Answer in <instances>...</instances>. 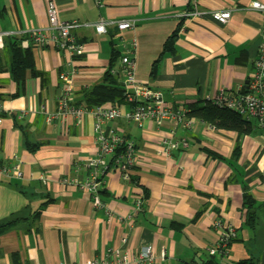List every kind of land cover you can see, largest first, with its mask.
I'll use <instances>...</instances> for the list:
<instances>
[{
  "label": "crops",
  "instance_id": "obj_1",
  "mask_svg": "<svg viewBox=\"0 0 264 264\" xmlns=\"http://www.w3.org/2000/svg\"><path fill=\"white\" fill-rule=\"evenodd\" d=\"M48 1L0 0V31L25 35L47 28ZM53 1L60 20L94 22L103 17L133 19L137 25L127 31L112 26L101 34L93 27L75 29L86 43L80 56L72 57L52 44L33 46L41 75L28 73L24 92L17 97H11L17 84L9 72L0 75V160L22 172L20 179L10 182L0 175V222L12 215L35 217L0 235V264H83L103 258L111 249L136 254L146 245L158 256L165 253L153 264L202 262L210 259L207 248L219 239L213 223L217 219L234 225L237 237L228 257L213 258L216 264L249 258L264 264V130L256 120L242 115L250 122L248 132L211 129L195 116H188L186 124L161 126L153 120L141 125L125 118L113 120L109 125L135 143L136 161L129 179L111 167L101 192L104 207L94 211L86 190L60 181L74 173L75 161L95 154L93 117L87 115L82 124L69 116L46 119L57 109L64 84L61 74L69 68L74 72L69 97L75 104H82L83 91L100 83L108 70L121 84L120 59L132 39L137 44L133 57L138 80L163 91L171 107L180 102L203 105L220 90L246 89L264 40V12L250 7L264 0H197L196 5L191 0H102L101 6L94 0ZM195 9H229L232 15L225 24L209 14L186 17ZM176 30L173 50L164 53ZM114 50L119 57L111 66ZM22 111L26 114L19 117ZM26 139L38 144L34 151L26 147ZM163 139L179 144L167 154ZM237 142L240 154L234 158ZM206 149L221 157L210 156ZM107 161L111 163V157ZM244 186L255 199L254 228L245 223ZM139 198L142 210L135 205Z\"/></svg>",
  "mask_w": 264,
  "mask_h": 264
},
{
  "label": "built area",
  "instance_id": "obj_2",
  "mask_svg": "<svg viewBox=\"0 0 264 264\" xmlns=\"http://www.w3.org/2000/svg\"><path fill=\"white\" fill-rule=\"evenodd\" d=\"M97 6H101L102 0H94ZM196 5L197 0H191ZM47 14L49 26L44 29H34L27 33L33 46H45L52 44L67 52L70 56L84 54L86 43L77 38L74 30L81 27H93L96 33H105L109 27L115 26L119 31H127L136 28L137 22L133 19L107 20L103 17L94 22H79L78 20H60L58 18L57 4L53 0L47 2ZM252 9L264 12V4L258 1L252 2ZM209 14L214 20L225 24L232 15V10L199 11L197 9L186 13V17L202 16ZM18 35L12 31H0V50L5 48V39ZM27 45V43H26ZM136 40L132 39L127 52L120 59L119 74L122 78L121 87L124 90L125 105L129 108L123 110L122 104H102L87 108L82 104H75L70 99L73 85V69L69 68L61 74L63 89L56 98L57 109L54 113H48L46 119L52 121L71 117L76 124H82L87 115L93 117V131L96 142V152L87 155L74 162L72 170L74 173L61 178V183L73 186L77 189L86 190L91 198L92 207L95 210L104 207L100 190L105 183V176L112 166L117 168L124 179H129L131 170L136 161V146L132 140L119 133L109 125L118 118H125L128 121L141 125L144 120H153L158 126L165 123L182 124L189 122L187 119V106L180 102L171 107L163 91L142 83L137 78L136 62L133 53L136 47ZM210 102L218 107H226L248 119H254L264 130V40L260 43L258 54L253 60L252 71L246 89L235 92L220 90ZM12 113V112H8ZM25 111L20 112L19 117H24ZM2 112L0 111V123ZM206 123V122H205ZM206 125L214 129L215 126L209 123ZM183 145H186L182 141ZM164 152L169 154L179 143L171 140H162ZM122 150L116 155V150ZM111 157V163L107 158ZM83 170L84 173H83ZM1 178L10 182L14 178L20 179L22 172L15 167L8 166L0 160ZM141 198L136 200V207L142 210ZM214 228L219 232V239L216 243L207 248L209 258L228 257L230 243L237 237V230L231 223L220 219L215 220ZM127 238H122L125 244ZM164 258L162 252L158 256L152 245L143 246L138 253L129 249H111L103 258H93L83 264H153L158 258ZM60 264H77L65 263ZM192 264H206L198 262Z\"/></svg>",
  "mask_w": 264,
  "mask_h": 264
},
{
  "label": "trees",
  "instance_id": "obj_3",
  "mask_svg": "<svg viewBox=\"0 0 264 264\" xmlns=\"http://www.w3.org/2000/svg\"><path fill=\"white\" fill-rule=\"evenodd\" d=\"M3 9L0 6V17H2ZM178 30L170 35L166 44L164 46V53L170 52L173 50V42L176 39ZM27 43V45H26ZM33 43L30 42L28 35H14L7 37L5 39V48L0 50V75L5 72H9L12 80L17 84V91L11 97H17L24 92L26 77L30 73L31 76H40L41 72L36 69L34 56L32 53ZM119 57L118 51L113 52L111 58V66L114 65L115 60ZM108 70L102 81L96 85H93L91 88L83 91V102L82 105L87 108H92L97 105L113 103V104H123L125 103L124 90L121 87V84L118 83L117 79L112 75ZM154 70L152 74H154ZM0 98L2 95L0 94ZM188 113L187 116H195L202 118L208 123L215 125V127H230L232 129H237L240 131L248 132L250 128V122L242 117V115L232 111L226 107H218L212 103H207L200 105L199 103H194L187 105ZM247 127V128H245ZM27 136V135H26ZM38 144L30 143L26 139V147L30 151H34L37 148ZM121 148L116 150V155L121 151ZM206 152L212 157H221L212 150L206 149ZM240 154V144L237 142L232 156L237 158ZM133 179V178H132ZM21 190L24 192L23 188ZM102 189L100 190V193ZM244 205L247 208V215L245 223L248 227L254 228L256 225V212L253 209L254 197L249 193V190L244 186ZM146 190L144 189V196ZM143 196V197H144ZM145 198V197H144ZM143 200V199H142ZM32 218L20 217L19 215H12L10 218L0 222V235L6 232L11 227L16 226L19 221L34 220ZM215 259L210 258L202 262L206 264H216ZM198 263V262H192ZM190 263V264H192ZM235 264H256V261L249 258L241 260Z\"/></svg>",
  "mask_w": 264,
  "mask_h": 264
},
{
  "label": "water",
  "instance_id": "obj_4",
  "mask_svg": "<svg viewBox=\"0 0 264 264\" xmlns=\"http://www.w3.org/2000/svg\"><path fill=\"white\" fill-rule=\"evenodd\" d=\"M247 82H248V81H247ZM247 82H246V83H247Z\"/></svg>",
  "mask_w": 264,
  "mask_h": 264
}]
</instances>
